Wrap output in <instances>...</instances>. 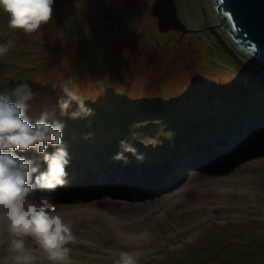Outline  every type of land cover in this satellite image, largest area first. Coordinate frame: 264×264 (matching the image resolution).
I'll return each instance as SVG.
<instances>
[{
  "label": "rangeland",
  "instance_id": "obj_1",
  "mask_svg": "<svg viewBox=\"0 0 264 264\" xmlns=\"http://www.w3.org/2000/svg\"><path fill=\"white\" fill-rule=\"evenodd\" d=\"M156 1L56 0L53 19L33 33L11 29L8 15H0V41L15 38L7 53L9 62L16 67L20 61L38 64L29 72L36 95L29 101L28 115L37 120L46 111L54 116L60 113L54 101L63 92L53 83L77 90L90 105L143 109L163 102L182 106L189 103L188 98H200L204 93L209 94L208 99L221 100L244 85L235 76L245 73L253 83V75H264L263 68H244V62L253 63L216 28L210 0H175L179 19L187 28L180 32L183 37L159 29L153 32L155 21L149 12ZM150 37L161 43H151ZM25 52L28 56L22 59L19 54ZM0 73V86L17 83L13 72L5 68ZM186 91L189 97L178 99ZM169 113L174 120L176 111ZM127 134L124 130L103 132L98 136L104 141L102 153L114 160L110 156ZM156 137L145 130L132 141L151 157L144 163L147 167L123 172L122 184L111 175L108 178L114 182L107 185L89 187L84 183L60 189L76 198L71 204L56 202L57 210L73 222L76 241L70 245L71 264H114L121 250L139 254L140 264H264V155L258 156L257 147L247 158L249 144H263V136L237 146V154L236 150L224 152L237 136L215 141L210 137L201 142L208 145L196 158L182 154L188 146L182 148L163 135ZM95 141L93 136L85 143L95 145ZM98 148L71 153L72 163L82 154L79 163L85 181L99 178L88 170L93 167L82 164ZM128 155L132 160L134 156ZM242 158L245 160L238 163ZM193 159L203 162L196 164ZM86 193L105 198L92 199L95 196ZM105 193L130 197L115 201ZM90 199L93 201L88 202ZM92 208L98 209L93 215L77 214L79 209ZM108 219L118 220L122 226L113 227ZM10 239L6 225L0 224V264H14L9 259ZM32 247L36 249L35 264H51L38 245Z\"/></svg>",
  "mask_w": 264,
  "mask_h": 264
},
{
  "label": "clouds",
  "instance_id": "obj_2",
  "mask_svg": "<svg viewBox=\"0 0 264 264\" xmlns=\"http://www.w3.org/2000/svg\"><path fill=\"white\" fill-rule=\"evenodd\" d=\"M56 0H0V12L8 15V26L33 33L53 19ZM13 41H0L3 60ZM63 95L58 104L62 116L72 120L95 114L86 97L77 90L53 83ZM36 95L28 80L14 86H0V224L10 234L8 245L14 264H35L32 247L38 245L51 264H71V243L76 241L73 222L57 210L56 194L72 183L68 171L72 156L64 140L67 122L44 112L33 121L28 115L29 101ZM122 138L113 159L128 164L131 156L138 161L145 154ZM50 146L52 150L49 151ZM33 150L37 156L20 153ZM19 150V151H18ZM114 264H140L132 250H121Z\"/></svg>",
  "mask_w": 264,
  "mask_h": 264
},
{
  "label": "trees",
  "instance_id": "obj_3",
  "mask_svg": "<svg viewBox=\"0 0 264 264\" xmlns=\"http://www.w3.org/2000/svg\"><path fill=\"white\" fill-rule=\"evenodd\" d=\"M0 15H6V13L0 12ZM12 41H15V38ZM24 54H26V52ZM24 54H19V56L24 59L28 56ZM209 64L213 66V63ZM2 65L3 68L7 69L8 73H14V76L17 77L15 78L17 83H19L20 80H28L29 82V72L31 71V66L29 64L22 63L19 66L16 64L18 67L8 63ZM244 65L247 71L256 68L247 62H244ZM238 67H240L239 63ZM16 69L21 72L20 76L18 73L19 71ZM242 75L243 76H235L236 82H241V79H243L244 85L242 88L238 89L237 92L234 91L231 95L225 96L221 100L203 99L192 101L188 106L177 105L178 107H170L168 104L164 105L163 102L143 109H141L142 107L138 109L136 106L131 107L132 105H110L109 107L91 105L95 109V114L87 119L72 120L69 117L62 116L61 111L60 113H56L55 118L67 122L64 130V138L68 144L72 145V149H77L80 147V144H85V141L82 142L81 139L79 140V137H86L93 133L91 136L97 137L94 143L95 145L88 144L85 149L89 150L91 148L100 147L98 150L102 151L101 144H104V141L98 136L102 135L103 132L113 133L123 130L128 132L129 139H132V134H134L136 138L145 130H149L150 135L156 137L157 134H159L157 131L160 130V133L165 134L164 137H168L172 141H177L183 145L200 144L202 141H206L209 135L214 131L224 133L226 129L233 126L239 129L240 121H246L248 126H252L253 123H255V119L252 115L254 111L259 112L257 117H264V78L255 74L252 76V79L254 81L256 80V82L249 83L247 80L248 75L245 73ZM250 84L251 86H249ZM187 91L182 97L178 95V99L186 97V94H188ZM171 101L173 103L175 102L173 99ZM139 109L141 110L138 111ZM55 110H57V106ZM173 111H176L174 120L171 119L169 113ZM187 152L191 153L189 149H187ZM34 153L33 150L29 149L20 154L31 157V154ZM34 155L37 156L38 154L35 153ZM144 160H146V158ZM143 161H137L135 158L132 160V163H143ZM137 256H139V254Z\"/></svg>",
  "mask_w": 264,
  "mask_h": 264
},
{
  "label": "water",
  "instance_id": "obj_4",
  "mask_svg": "<svg viewBox=\"0 0 264 264\" xmlns=\"http://www.w3.org/2000/svg\"><path fill=\"white\" fill-rule=\"evenodd\" d=\"M210 3L217 19L216 28L225 32L231 43L248 57V61L253 63V66L264 69V0H210ZM152 15L158 19L160 32H187L186 26L179 19L175 0H157L152 6ZM262 136L264 141V132L250 134L232 151L236 150L237 146L249 144L256 137ZM249 145L250 154L247 158L257 147H260L258 156L264 155V143L254 141ZM237 152L236 150V154ZM245 158L237 159V162L242 163ZM124 197L129 198V196H116L115 199ZM73 201L75 199L66 203Z\"/></svg>",
  "mask_w": 264,
  "mask_h": 264
},
{
  "label": "bare ground",
  "instance_id": "obj_5",
  "mask_svg": "<svg viewBox=\"0 0 264 264\" xmlns=\"http://www.w3.org/2000/svg\"><path fill=\"white\" fill-rule=\"evenodd\" d=\"M235 45V44H234ZM253 62V61H252ZM254 82V81H253ZM193 97V96H192ZM192 97H190V98H188V97H183V98H181V99H187V100H190ZM171 100H172V97L170 98ZM34 102V101H33ZM32 102V103H33ZM178 101H175L174 103H177ZM176 105V104H175ZM174 105V106H175ZM91 134H93V133H91ZM91 134H89V135H87L86 137H85V140H86V138L87 137H89V136H91ZM175 134V133H174ZM127 136H128V134H127ZM92 137V136H91ZM164 139H165V137H164ZM64 140H66L65 138H64ZM85 140H82V142H84ZM82 150H84V152H88V149H82ZM103 152V150L102 151H97V152H95V153H102ZM186 153H189V152H187L186 151ZM35 154V153H34ZM34 154H31L32 156H34ZM90 154H94V153H90ZM31 156V157H32ZM81 156H82V154H81ZM81 156L80 157H77V159H76V161L75 162H78L79 161V159L81 158ZM195 163H199V162H195ZM86 194H92V195H95V196H99L100 194H98V193H86ZM105 196H107L108 195V193H105L104 194ZM110 195L111 196H109L111 199H113V200H115V197L117 196V193H110ZM56 197L57 198H59V201H63V202H71V196L69 195V194H66V193H61V192H58L57 194H56ZM103 198H105V197H102L101 198V200L103 199ZM115 201H117V200H115ZM81 203H84V201L83 202H81ZM106 203L107 204H109V205H114V202H111V201H106ZM68 204V203H67ZM98 207H100V205H98ZM58 209V208H57ZM96 211H98V209H94V208H92V209H90V210H81V209H79L78 210V212H77V214H80V215H83V214H85L86 216H89V215H93V212H95L96 213ZM108 222H109V224L111 225V226H113V227H117V228H119V227H121L122 225H119V224H117V223H119V221L117 220L116 222H114L112 219H108Z\"/></svg>",
  "mask_w": 264,
  "mask_h": 264
},
{
  "label": "flooded vegetation",
  "instance_id": "obj_6",
  "mask_svg": "<svg viewBox=\"0 0 264 264\" xmlns=\"http://www.w3.org/2000/svg\"><path fill=\"white\" fill-rule=\"evenodd\" d=\"M150 13V17L152 18V19H154V21H155V25H154V27H153V32L154 33H156L157 31H158V25H157V19L155 18V17H153L152 15H151V12H149ZM189 32H191V30H188ZM188 32V33H189ZM170 33V35L171 34H175V35H179V36H182V34H180V32H174V31H170L169 32ZM169 33H167V34H169ZM166 34V35H167ZM188 35V34H187ZM191 35V34H190ZM190 35H188V36H190ZM186 36V35H185ZM187 36V37H188ZM160 37L162 38V39H165L166 37H165V34H160ZM183 37V36H182ZM152 37H150V40H151V43H155V44H160L161 43V41L158 39L157 41L155 40V42H153V40L151 39ZM175 39H177V37L175 38ZM180 39V38H179ZM178 39V40H179ZM128 57V56H127ZM127 57H126V59H127ZM119 58V57H118ZM118 61V60H117Z\"/></svg>",
  "mask_w": 264,
  "mask_h": 264
}]
</instances>
